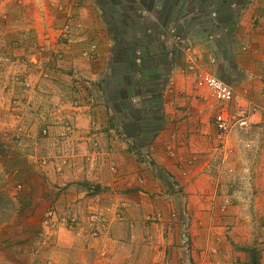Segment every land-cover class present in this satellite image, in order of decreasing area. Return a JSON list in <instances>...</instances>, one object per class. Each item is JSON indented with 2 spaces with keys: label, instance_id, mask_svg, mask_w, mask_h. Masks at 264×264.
<instances>
[{
  "label": "rangeland",
  "instance_id": "374dc122",
  "mask_svg": "<svg viewBox=\"0 0 264 264\" xmlns=\"http://www.w3.org/2000/svg\"><path fill=\"white\" fill-rule=\"evenodd\" d=\"M163 1L169 3L168 6L176 4L179 9L182 4L191 7L197 6V9L200 10L196 15L200 13L208 18L210 16L215 17L216 10L214 9L220 7L217 10L216 29L214 30L212 25H210V31H214L212 35L214 34L215 36V33H220V31L223 35L225 34L222 38L217 39V47L221 51V53H219L220 51L217 52L218 57L221 58V60L217 58V63L215 64L217 65V74L212 69L214 63H210L208 59L206 62L201 63L202 67L200 69L196 63L195 68L189 69L192 72L191 81L193 80V84L196 83L199 71H202L213 73L232 85V82L228 79L231 73V64L246 54H260L257 46L243 43L239 39L238 41H232V38L236 37H230V35H234L236 32L234 31L235 28H239L240 25L242 27L245 21L243 20L245 13L250 10V18L248 17L249 21H247L249 33H254L255 36H264V0H188V4L185 0H85L84 5L81 7L78 1L75 7L71 5L72 7L67 6V8L59 2H55V6H48V13L57 15V19H61V23L54 29L57 33L56 39L60 38L63 42L66 41L63 35L64 27L68 23L74 26L76 11L78 13L85 10L90 16L92 15L95 21L98 14V21L101 22L102 19V23L104 24L105 22V24H101L102 28H95L101 31L103 28H107L112 40L102 44H91L86 49L95 46L92 57L88 58L89 56L84 54L86 49L82 52V56L89 59H84L85 62L91 64L96 62L93 59L97 60L99 58L100 51L112 53L109 70L113 72L111 66L114 67V76L113 74L109 75L110 78L105 83V80L102 79H106L107 71H103L100 75L103 86L100 85V87L103 90L109 85L112 89L120 86V84L121 87L130 84L129 86L134 87H129L130 90L128 91L125 90L126 88L121 89L122 91L120 92L125 93L122 96H127L134 90L136 93L139 92L142 87V83L138 84L136 79H133L135 74L130 75V73H127L129 76H125L126 69H129L126 66L131 59L135 58L134 53H132L135 40L143 38V42L140 43L142 41L140 40L139 45L135 47L136 53L140 51L143 54L144 44L156 49L154 58L151 60L145 59L144 61L139 58L138 63L145 69L150 68L152 71L159 69V72H162V78L169 75L170 60H173L172 63H176L180 62L182 57L179 52L180 49L172 45L174 43L173 34H179L180 40H184L185 44L188 45L187 39L190 38L185 33H182L183 27L175 23V20L171 18V14L166 10L154 12L152 9V6H160L159 2ZM139 6H144V8ZM208 8L212 11L207 12L206 9ZM43 13L45 17V11ZM31 19L36 20V18L32 17L23 21L18 19L21 23L14 24L15 21L13 23L4 14L0 15V264H70V262L64 261L65 258L67 259L65 254L68 256L69 253L60 245V243L69 244L73 239H71L68 229L72 230L82 227L86 229L88 227L91 230L93 226L89 225V223L97 224L100 220L98 216L93 214H99L90 211L91 206H93L90 203L89 206L87 205L90 210L86 211V214L89 215H86L85 220L73 216V209L75 208V202L71 196V194L74 195L73 188L77 184L82 186L83 183H85V186L83 185L82 187H86L89 183L86 180L73 179L69 174H63L66 173L65 170L63 173L59 171L62 166V159L66 158L71 150V143H69V139L66 136L63 138L59 136L60 134L50 135L51 129L48 126L43 128L41 121L45 119L48 121L50 114H52L51 117L58 116L60 113H66L75 105H79L82 102V98L79 95V91L75 95L74 87L72 86L74 85L78 89L81 88L85 92L86 90L84 89L91 88L88 85L91 80L85 73H77L78 75L75 73L69 74L65 69H62L61 74H63V77L60 80L67 89L58 91L47 82L45 85L42 84L37 94L35 92L32 93V98L22 96V93L24 91L27 93L26 89L29 88L26 87V84H23L25 71L22 70L21 72L18 69L19 74L13 75V72L9 73L8 67L14 61H16L15 65L20 64L17 60H22L25 48L30 46V43L28 42L27 44L26 39L24 40L22 35H19L16 31H20L21 27H25L22 23H29ZM207 20L214 21L215 19ZM159 21L162 25H155ZM218 24L222 26L219 27ZM188 29L186 28V30ZM48 31H45L46 34H50ZM210 34L208 36L209 39L212 37ZM179 44L177 45L179 46ZM177 45L175 44V46ZM44 46V44L40 45L39 49L45 50L46 46ZM236 54H239L240 57H236ZM33 58L34 60L37 59L36 56ZM262 75L261 80L263 81L264 73ZM184 78H188L186 73H184ZM169 80H171V77L168 78V82ZM124 81L127 82L125 85L123 84ZM77 83L80 86H77ZM155 84L157 85L156 90L151 88L149 91L151 93L150 97L157 101L152 108L156 107L155 113L158 112L157 116L159 117L163 113L162 100L166 98L165 89L167 91L168 86L166 84L168 85V83L158 81ZM173 86L175 85L173 84ZM203 90H205L204 93L200 95L203 102L200 106L204 104L207 107L204 108L205 112L202 114H207L212 123H215L216 115L221 109L227 108L226 110L229 113L234 114L242 104L243 106L245 105V103L240 104L236 100V89L234 90L235 97L233 98L235 103L233 101L234 105L232 102L229 103L232 107L231 109H228L227 105L214 98L208 90ZM240 90L241 94L245 95V89ZM97 93L100 94L98 90ZM120 93L118 90L114 93L107 92L108 98L104 96L100 99V102L95 104L94 110H99L100 108L101 115H105L106 113L105 111L103 113L100 105L106 103V110L109 114L117 116L116 118L123 117L124 115L121 114H124V110L131 111L134 116L139 114L141 116V112H138V98L129 100L131 103L129 106L127 104L128 109H120L121 98H118L122 97ZM170 95H172L171 91H169L168 98H171ZM185 95L186 93H182L179 89L176 99L183 98L184 100L183 96ZM38 96L39 99L49 96L50 103L46 106L41 104L42 106L39 108L38 113H35L33 108L36 107L38 109V104L35 101ZM172 100L174 101L175 98ZM183 100L179 99V101ZM186 105H177L176 109L181 110L182 108V110L186 111L187 107H183ZM248 105L250 106L251 118L256 114V110L258 111V109L262 108L264 110V106L260 108L258 105ZM31 107H33V110L30 109ZM197 108L196 110H198ZM25 112L35 113L39 116L41 125H39L40 127L37 126V130H40V133L37 130L33 132L30 128L32 125L24 123L27 116ZM55 118L60 120L58 117ZM60 123L61 121L54 125H60ZM50 125L51 123H49ZM61 125L64 128V132L75 133L77 131L75 123L72 121L66 122L63 120ZM153 128L154 126L150 129L153 130ZM249 131L250 133L251 131L257 133L260 138L254 140L251 135L252 139H244V134ZM120 132L125 131L121 129ZM215 133L216 135H213L211 139L209 136H207L208 139H203L207 143L203 152L206 156L204 164H202L203 167H207V170L202 171L203 173H201V169L198 171L196 167L197 157L194 155L195 153H193V157L190 156L188 159L185 156H178L176 152H173V155L171 154L172 158H175L178 162V165L182 166L183 174L189 177V185H191V187L187 188L188 182H186L185 187L181 184L176 186L178 192L183 191V194L190 196L186 203L187 217L183 219V223L187 224L184 241L186 242L188 239L185 246L186 251H189L186 253L187 256L184 257V264H222L223 260L228 259L233 252L246 251L243 249L245 247L257 250L259 247H254L253 244L260 245L261 242H264L262 241L264 239V202L262 199L253 201L254 204H251L250 208L246 209L248 213L251 211L250 209L255 208L254 213L250 215V219L244 222L243 218L237 219L236 216L241 213L239 209L238 211L236 209L240 205L238 196L244 194L242 190L246 191L248 189L254 195L261 194L258 198H262L261 196L264 194V145H261L263 142L260 143L261 135L264 134V124L260 122L257 126V123H251L246 129L232 127V130L226 134H220L217 128ZM231 134H238L237 136L242 138L243 146L241 148L235 150L233 147L231 149V146H228ZM129 135L132 136V133L129 132ZM135 139L137 140V138H133V142H136ZM219 144L224 151L220 165L219 156L217 158V145ZM137 145L144 147L142 149L144 155L141 157L151 160V153L148 148H145L143 138L137 141ZM146 154H149V159L145 157L147 156ZM249 159L251 161L247 163ZM254 168L256 169L255 171H253ZM219 174L222 177L220 181L218 179ZM79 181L81 182L78 183ZM231 188L235 191L233 196L230 192ZM87 190V200L97 196L95 194L97 192L95 191L97 190L96 188L90 187ZM109 194L107 192L106 195ZM236 200L238 201L236 202ZM223 207H225V211ZM91 212L93 213L90 214ZM176 217L175 213H171L172 221L180 222V219L176 220ZM84 242L81 240V245ZM65 245L63 246L65 247ZM214 248L216 252L213 251ZM258 253L260 254V264H262L263 254L260 251ZM76 256V259L81 258L79 253Z\"/></svg>",
  "mask_w": 264,
  "mask_h": 264
},
{
  "label": "crops",
  "instance_id": "0c3cea01",
  "mask_svg": "<svg viewBox=\"0 0 264 264\" xmlns=\"http://www.w3.org/2000/svg\"><path fill=\"white\" fill-rule=\"evenodd\" d=\"M78 1L80 7L85 3V0H0V15L4 14L13 23L15 21L14 24H20V21L31 17L36 18V20L31 19L29 23H22L25 27L23 26L20 31H16L19 35H22L24 40L26 39L27 44L30 43V46L25 48L22 60H17L20 64L15 65L16 61H14L8 67L9 73L13 72V75L19 74L18 69L21 72L22 70L25 71L23 84H26V87L29 88L26 89L27 93L25 91L22 93V96L32 98V93L37 94L42 84L45 85L47 82L58 91L67 89L60 80L63 77V74H61L62 69H65L69 74L85 73L91 80V82L87 81L91 88L84 89L85 92L81 88L78 89L74 85L72 86L75 95L79 91L82 98L79 105H75L66 113H60L58 116L51 117L52 114H50L48 121L47 119L41 121L43 125H41L40 118L35 113H38L41 104L46 106L50 103L49 96L41 99H39V96L37 97L35 101L38 104V109L36 107L30 108L35 109H32L35 113L25 112L27 116L24 123L32 125L30 128L33 132L40 127L39 125L43 128L48 126L51 129L50 135L60 134L59 136L63 138L66 136L69 139L71 150L68 156L62 159V166L59 171L63 173L65 170L66 173L63 174H69L73 179L86 180L89 183L86 186L87 188L91 186L97 189L95 193L97 196L87 200L86 193H88V190L86 187H82L85 186V183L82 186L77 184L78 187L73 188L74 195L71 194L75 202L73 216L85 220L86 215H89L86 214V211L90 210L88 206L92 203L93 206H91L90 211L98 213L99 215H93L98 216L100 220L97 224L89 223L93 226L91 230L88 227L86 229L85 227L68 229L71 239L74 240L72 239L66 245L60 243L61 247L69 253L68 256L65 254L67 259L65 258L64 261L70 262V264H184V257L187 256L186 253L189 251H186L185 246L188 240L184 241L187 224L183 223V219L187 217L186 203L190 196L183 194V191L178 192L176 186L181 184L185 187L186 182H188L187 188L191 185H189V177L183 174L182 166L178 165L171 154L176 152L178 156H185L188 159L190 156L193 157L192 155L195 153L198 171L201 169V173H203L202 171L207 170V167L202 165L206 156L203 152L207 145L203 139H208L207 136L211 139L213 135H216L215 129L217 128L215 123L209 120L207 114H202L207 106L204 104L200 106L203 102L200 95L205 90L197 88L196 83L193 84V80L191 81L192 72L189 69L195 68L196 63L200 69L202 67L201 63L206 62L208 59L210 63H214L212 69L217 74V65L215 64L217 58L221 60L217 54L220 51V48L217 47V39L222 38L225 34L223 35L220 31V33H215V36L212 35L214 31H210V25L214 30L216 29L217 10L220 7L214 9L216 14L215 17H212L215 20L211 21L207 20L213 19L211 16L208 18L200 13L196 15L200 10L197 9V6L191 7L182 4L179 9L178 5L173 4L170 7L168 6L169 3L164 1L159 2L162 6H152L154 12L168 11L175 23L183 27L182 33H185L190 39H187L188 45L185 44L184 40L178 42L173 40L172 45L180 49L179 52L182 57L180 62L172 63L173 60H170L169 75L164 78L161 77L162 72L160 73L159 69L152 71L150 68L141 67L138 63L139 58L143 61L154 58L156 55L155 48L144 44L143 54L140 51L136 53V49L133 50L132 53H134L135 58L131 59L126 66L130 70L126 69L125 76L128 75L127 73H130V75L135 74L133 79H136L138 84L142 83V87L137 93L134 90L127 96H122L125 94L120 93L123 89L126 88L125 90L128 91L130 90L129 87L134 86L125 85L127 82L124 81L125 86L122 87L121 84L112 89L110 85L105 89L103 88V90L100 87V85L103 86L102 80H105L106 83L107 79L110 78L109 75L113 74L114 76V67L111 66L113 72L109 70L112 53L100 51L98 62L93 59L96 62L91 64L85 62L84 59H89L82 56V52L91 44H102L112 40L107 28H103L102 31L95 28H102L101 24H103L102 19L101 22L98 21V14L95 21L92 15L90 16L85 10L78 13L76 11L70 38L64 42L60 38L56 39L57 33L54 28L61 23V19H57V15L49 14L48 6H55V2H59L65 8L67 6L75 7ZM185 2L188 4V0H185ZM139 7L144 8V6ZM43 11H45V17ZM206 11L210 12L212 10L208 8ZM249 12L250 10L245 13V18H243L245 21L242 27L240 25L239 28H235L234 31L236 32L234 35L231 34L230 37H236L232 38V41H238L239 39L243 43L257 46L260 54H246L242 57L236 54V57L240 58L231 64V73L228 79L232 82L234 90L237 91L236 100L240 104L258 105L261 108V106H264V80H261L262 73H264V36H255L254 33H249V24H247L248 17L250 18ZM219 13L221 14V12ZM160 21L156 22L155 25L161 26ZM54 24L56 25L54 26ZM218 26L221 27L222 25L218 24ZM186 28L189 29L186 30ZM45 31L50 34H46ZM209 34L212 36L211 39L208 38ZM140 40L142 41L140 42ZM140 40L134 42L139 45V42H143V38ZM224 41L226 42V40ZM178 43H180L179 46ZM43 44L46 49L40 50L39 46ZM34 56L37 57L36 60H34ZM105 70L107 71L106 79L101 78L102 80H100V75ZM184 73L188 76L187 79L184 78ZM169 77H171L170 83L168 82ZM193 79L195 78L193 77ZM158 81L168 83V85L166 84L168 86L167 91L165 89L166 98L162 100L163 113L159 117L157 116L158 112L155 113L156 107L152 108L157 101L150 97L151 93L149 91L151 88L156 90L157 85L155 83ZM77 86H80L79 83H77ZM179 89L182 93H186L183 96L184 100L183 98L176 99ZM240 89H245L244 96L241 94ZM97 90L100 94L97 93ZM117 90L122 96L118 97L121 98L120 109H128L127 104L129 106L131 103L129 100L138 98V112H141V116L140 114L134 116L131 111L124 110V114L120 113L124 116L116 118L117 116L108 113L106 103L100 105L103 113L105 111V115H101L100 108L94 110L95 104L100 102V99L104 96L108 98L107 92L114 93ZM169 91L172 92L171 98H168ZM173 98H175L174 101ZM179 99L183 101H179ZM177 105H186L183 107H187V110H182V108L177 110ZM195 107L200 108L196 110ZM231 108L228 104V109ZM55 117L60 120H56ZM63 120L74 122L77 131L75 133L64 132L61 125ZM59 121H61L60 125H54ZM260 122L264 124L263 108L258 109L252 118V123H257V126ZM49 123H51L50 126ZM153 126V130L150 129ZM121 129H124L125 132H120ZM37 132L40 133V130H37ZM129 132L132 133V136L129 135ZM237 135L231 134L229 136L230 144L228 146H231V149L233 147L237 150L243 146L242 138ZM250 136L254 140L260 138L253 131L251 133L250 131L246 132L243 138H251ZM133 138H137V140L135 139L136 142H133ZM140 138H143L145 148L149 149L152 156L151 160L141 157L144 155L142 150L144 147L137 145ZM260 143L264 145V134L261 135ZM223 152L221 145H217L219 165ZM250 161L249 159L247 163ZM255 170L254 168L253 171ZM221 178L219 174V181ZM106 191L110 194L106 195ZM242 191L244 194L238 196L239 201L236 200L240 203L236 211L239 209L241 213L236 216L237 219L243 218L245 222L250 219V215L255 211L254 208L250 209L251 213H247L246 209H249L255 200L262 199L264 202V194H262V198H258L261 194L254 195L248 189ZM230 192L232 196L235 193L232 188ZM244 208L245 210L242 211ZM171 213H175L176 220L180 219V222H173ZM81 240L83 242L85 240L86 243L84 242L81 245ZM253 246L259 247L257 250L262 252V264H264V242H261L260 245L253 244ZM78 253L80 259H76ZM246 253L247 251H235L228 259H224L222 264H250L249 256Z\"/></svg>",
  "mask_w": 264,
  "mask_h": 264
},
{
  "label": "built area",
  "instance_id": "2783aa9c",
  "mask_svg": "<svg viewBox=\"0 0 264 264\" xmlns=\"http://www.w3.org/2000/svg\"><path fill=\"white\" fill-rule=\"evenodd\" d=\"M72 29L73 24L71 23H68L64 27L63 35L66 40L69 39ZM173 36L175 41L181 39V37L177 33H174ZM94 48L95 46H91L84 51V54L92 57V55L94 54ZM196 85L200 89L208 90L214 98L227 105V107L235 97L233 86L229 82L210 72L199 71L196 79ZM249 107L250 106L246 104L244 106L242 105L236 110V112H234V114L229 113L228 110H226L227 108L221 109L215 118V123L218 130L220 131V134H226L230 132L232 130V127H237L240 129L248 128L252 123ZM146 155L147 156L145 157L149 159V154ZM223 210L225 211V207H223ZM213 251L216 252L215 248L213 249Z\"/></svg>",
  "mask_w": 264,
  "mask_h": 264
},
{
  "label": "trees",
  "instance_id": "16d2710c",
  "mask_svg": "<svg viewBox=\"0 0 264 264\" xmlns=\"http://www.w3.org/2000/svg\"><path fill=\"white\" fill-rule=\"evenodd\" d=\"M133 45H134V47H132V48H134V51H135V49H136L135 47L137 46V43L133 42ZM90 187L91 186H89V188ZM243 249L247 251V254L249 256L250 264H260V254L258 253V251L255 248L252 249L251 247H245Z\"/></svg>",
  "mask_w": 264,
  "mask_h": 264
}]
</instances>
